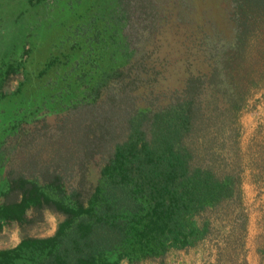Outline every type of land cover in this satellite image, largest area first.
<instances>
[{
  "label": "trees",
  "instance_id": "16d2710c",
  "mask_svg": "<svg viewBox=\"0 0 264 264\" xmlns=\"http://www.w3.org/2000/svg\"><path fill=\"white\" fill-rule=\"evenodd\" d=\"M154 1L118 2L123 15L135 9L151 16L143 23L124 18L129 31L141 28L147 36L135 44L124 36L128 57L104 70L94 95L61 117L47 159L43 140L28 150L27 166L7 173L0 231L7 224L25 229L46 211L63 219L51 237L21 234L16 248L0 250V264H165L171 251L206 241L217 213L240 199V169L227 163L235 153L226 152V140L220 144L221 133L264 77V0H171L175 12ZM160 12L195 20L201 25L191 22L190 29L199 33L209 25L208 48L224 37L217 23L229 25L231 38L207 75L190 77L170 98L143 108L145 57L136 44L162 28L152 18ZM98 160L93 182L90 167Z\"/></svg>",
  "mask_w": 264,
  "mask_h": 264
},
{
  "label": "rangeland",
  "instance_id": "374dc122",
  "mask_svg": "<svg viewBox=\"0 0 264 264\" xmlns=\"http://www.w3.org/2000/svg\"><path fill=\"white\" fill-rule=\"evenodd\" d=\"M119 1L0 0V204L8 189L7 173L27 166L28 150L43 140L48 144L61 117L74 104L94 95L91 88L99 83L102 72L128 57L124 36L134 38V44L140 34L147 36L141 28L129 31L124 18L129 23L136 19L143 23L146 18L150 22L151 16L134 9L129 10L133 17L129 18V13L123 15L121 10L127 0L123 6ZM155 1L161 9L175 12L170 9L171 0ZM169 12L156 11L152 18L162 23V28L156 26L153 37L136 44L145 57L142 80H148L139 85L143 108L170 98L190 77L207 75L223 42L231 38L229 25L217 23V31L224 37H217V47L208 48L209 25L199 33L191 30V22L201 24L193 19L178 21ZM258 81L243 108L230 114V128L223 123L234 139L227 138V130L221 133L220 144L226 140V152L235 153L233 158L226 157L227 163L240 169V199L217 213L219 223L206 241L189 250L171 251L165 264H264V77ZM47 144L46 159L51 149ZM102 164L98 160L90 167L91 181L96 182ZM84 166L82 174L89 167ZM210 215L213 219L214 213ZM62 219L46 211L25 229L17 224L3 225L0 250L16 248L21 234L51 237Z\"/></svg>",
  "mask_w": 264,
  "mask_h": 264
}]
</instances>
